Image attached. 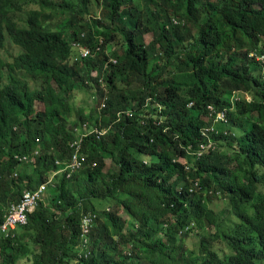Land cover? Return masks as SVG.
Segmentation results:
<instances>
[{
	"label": "trees",
	"instance_id": "trees-1",
	"mask_svg": "<svg viewBox=\"0 0 264 264\" xmlns=\"http://www.w3.org/2000/svg\"><path fill=\"white\" fill-rule=\"evenodd\" d=\"M82 133L0 264H264V0H0V224Z\"/></svg>",
	"mask_w": 264,
	"mask_h": 264
},
{
	"label": "built area",
	"instance_id": "built-area-1",
	"mask_svg": "<svg viewBox=\"0 0 264 264\" xmlns=\"http://www.w3.org/2000/svg\"><path fill=\"white\" fill-rule=\"evenodd\" d=\"M176 24L178 21H174ZM102 42V41H101ZM81 53L84 57L91 56L92 50L88 47H82ZM110 61L117 64L116 58H110ZM236 101H240L238 96H235ZM105 101L102 103V106H105ZM212 108V106H210ZM225 115L224 111L217 112L214 121L223 118ZM85 126V125H84ZM83 126V127H84ZM108 128H95L93 131L98 134V136L104 135L107 132ZM214 130L213 127H205L202 129V133L209 137L210 131ZM82 137L79 139H75L70 141L69 145L74 149L69 160L63 165L61 168L57 169L46 182L41 183L34 190H26L23 192V195L18 203H13L7 210L3 222L0 224V239L2 237H9L12 235L13 231L18 227L26 226L28 224L29 214L34 210L39 201L45 196L47 187L50 183H53V179L56 174L64 172L66 173L67 178L72 177L73 174L79 172L84 163V157L81 156L80 150L82 148V140L86 136L85 133H82ZM213 143V142H212ZM206 144L202 143L201 148H205ZM39 149H34L30 154H23L21 156L15 155L14 159L21 163H26L30 165H35V157L39 154ZM201 156V152L198 153ZM63 162L57 160L56 164L61 165ZM95 165V164H94ZM16 177V174H14ZM97 214L93 212H88L84 214L81 218L80 228H81V248L78 252V258L81 260L86 258L90 252V248L88 247L90 241V232L94 226V222L96 221Z\"/></svg>",
	"mask_w": 264,
	"mask_h": 264
},
{
	"label": "rangeland",
	"instance_id": "rangeland-1",
	"mask_svg": "<svg viewBox=\"0 0 264 264\" xmlns=\"http://www.w3.org/2000/svg\"><path fill=\"white\" fill-rule=\"evenodd\" d=\"M142 5H143V2L141 3ZM92 9H93V12H95V13H97V15L99 16V17H102L103 18V8L102 7H99V6H97V5H94L93 7H92ZM143 40L145 41V43L146 44H149L151 41H152V35L151 34H146L144 37H143ZM16 51H17V48L16 47H13V46H8L7 48H6V50H3V52H2V55H4V57H7V58H9V55L10 54H14V53H16ZM118 52V54L121 56V52L120 51H117ZM8 60H12L11 58H9ZM85 91H87V93H84L83 91H81V90H78L77 91V93H78V96H79V99H81L80 100V104H82V105H86V106H88V107H90V108H95V106H96V104H94V100H93V96H92V94H93V91H92V93H91V96H90V93H89V90H86V89H84ZM38 108H42V105L40 104V103H36L35 104ZM110 160L108 159L107 160V166H106V168H105V170H108V169H111V168H113L112 166L113 165H111L110 164ZM29 170H30V168H28ZM211 201H212V203L216 206V207H220V205L222 204V201H223V198H219L217 195H214L213 196V198L211 199ZM216 209V208H215ZM120 211H122V210H120ZM124 216H126L125 214H123ZM198 237L197 238H195V237H193V238H191V239H189V240H187V242H186V247L187 248H194V247H196V246H198L199 245V242H198Z\"/></svg>",
	"mask_w": 264,
	"mask_h": 264
},
{
	"label": "clouds",
	"instance_id": "clouds-1",
	"mask_svg": "<svg viewBox=\"0 0 264 264\" xmlns=\"http://www.w3.org/2000/svg\"><path fill=\"white\" fill-rule=\"evenodd\" d=\"M97 17L96 18H100L98 15H96ZM174 21H178V20H174ZM178 23H179V21H178ZM177 23V24H178ZM176 24V23H175ZM84 36V35H83ZM104 42L100 37H98L97 38V42H100V43H102V42ZM239 98H240V101H239V103H242V102H246V103H251L252 102V98H251V96L249 95V94H247V93H245V92H243V91H241V92H236L235 93ZM11 206V205H10ZM8 210V209H7Z\"/></svg>",
	"mask_w": 264,
	"mask_h": 264
}]
</instances>
